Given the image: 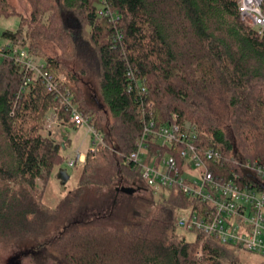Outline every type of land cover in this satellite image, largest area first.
<instances>
[{
    "label": "trees",
    "instance_id": "obj_1",
    "mask_svg": "<svg viewBox=\"0 0 264 264\" xmlns=\"http://www.w3.org/2000/svg\"><path fill=\"white\" fill-rule=\"evenodd\" d=\"M99 1L26 0L19 27L2 32L66 74L104 139L88 151L77 186L47 204L44 185L67 144L41 132L57 100L40 82L22 88L26 72L10 49L0 57V249L13 250L8 264H239L242 253L258 255L209 237L198 257L204 236L179 232L187 199L176 188L146 214L121 219L116 204L121 186L156 190L127 159L142 131L129 69L145 79L159 122L177 114L225 155H264V30L243 22L237 0H110L116 26L99 17ZM13 9L0 0V17ZM89 194L106 196L91 207Z\"/></svg>",
    "mask_w": 264,
    "mask_h": 264
},
{
    "label": "built area",
    "instance_id": "obj_2",
    "mask_svg": "<svg viewBox=\"0 0 264 264\" xmlns=\"http://www.w3.org/2000/svg\"><path fill=\"white\" fill-rule=\"evenodd\" d=\"M237 1L243 22L263 32L264 0ZM96 8L99 17L118 24L120 16L110 0H100ZM122 38L116 27L114 41ZM8 49L26 72L23 89L40 82L57 100L55 116L62 108L69 113L72 125L88 128L93 136L91 151L104 143L91 115L74 101L66 74L50 71L43 58L20 42L1 43L0 57ZM127 77L128 90L138 93L137 112L142 121L135 149L127 159L134 163L146 186L156 190L176 188L186 197L187 204L180 209L176 226L264 257V155L248 159L225 155L209 144L205 131L193 122H181L177 114L167 122H159L145 79L131 69L127 70ZM67 163L73 166L77 159H68ZM201 252L200 245L198 253Z\"/></svg>",
    "mask_w": 264,
    "mask_h": 264
},
{
    "label": "rangeland",
    "instance_id": "obj_3",
    "mask_svg": "<svg viewBox=\"0 0 264 264\" xmlns=\"http://www.w3.org/2000/svg\"><path fill=\"white\" fill-rule=\"evenodd\" d=\"M10 3L14 6L13 12L15 13H9L8 15H3L0 17V44L3 42H9V40L5 39L2 35V32L6 29L16 30L19 27L20 23V17L16 12L27 14L28 6L26 4V0H9ZM103 21V20H102ZM70 26H74L76 22L72 23L69 22ZM26 26V25H25ZM25 28V27H24ZM20 41H22L20 39ZM38 56V55H37ZM42 58L41 56H38ZM91 115L94 123H95V115L91 112H86ZM72 124L70 121V118L66 115H63L61 117L59 114L58 116H55V113L53 111V108L48 111L46 115V121L44 124L43 129L41 132L47 136H51L55 138L57 141L61 142L62 138L60 136V133L62 132V125L63 124ZM74 126V125H73ZM76 127V126H75ZM65 130L70 135V143L68 146L64 149V160L60 162L59 165H57V168H55L51 178L49 179L48 183L44 185V201L49 204L50 206H56L59 203V200L67 195V193L71 190H73L77 186L78 178L82 170V165L85 163H77L73 166H69L67 163V160L72 157L76 159L75 154L77 148L81 151H89L92 147V140L93 136L86 128H79V127H70L66 126ZM86 160V159H85ZM59 168H67L70 177L68 181L63 184L61 180L58 178V170ZM138 184V183H136ZM38 186L40 188H43L42 181H38ZM123 187H129L133 188L134 186H121V188L118 189L119 195H118V217L124 218L126 215H132L133 214H146L151 210V207H153L154 202L160 201L163 198H166L170 195V189L169 188H160L158 190H152L150 188L146 189L144 186L134 188L133 191H127ZM108 192V191H107ZM106 195H100L97 197L95 194H89V196L86 197L87 202L85 204L90 205L95 200L97 202L103 201ZM68 220V219H67ZM65 220V221H67ZM180 233L185 234L186 238L188 240H195L196 233L191 231H186L184 229L179 228L178 229ZM206 239L204 238L201 242V246L203 248L204 243ZM12 249H7L5 247H2L0 249V264H8L11 260V257L14 255L12 253ZM197 256L201 257L203 255V250L201 253H198L197 250ZM264 257L262 255H252V254H245L242 253L239 256V264H257V261H262Z\"/></svg>",
    "mask_w": 264,
    "mask_h": 264
},
{
    "label": "water",
    "instance_id": "obj_4",
    "mask_svg": "<svg viewBox=\"0 0 264 264\" xmlns=\"http://www.w3.org/2000/svg\"><path fill=\"white\" fill-rule=\"evenodd\" d=\"M61 133H62V142L61 143L63 146H65V142L68 140V136H67L65 131H62ZM57 175L63 184H65L70 177V174H69L67 168H59ZM123 188L127 191H133L134 190V188H129V187H123Z\"/></svg>",
    "mask_w": 264,
    "mask_h": 264
},
{
    "label": "crops",
    "instance_id": "obj_5",
    "mask_svg": "<svg viewBox=\"0 0 264 264\" xmlns=\"http://www.w3.org/2000/svg\"><path fill=\"white\" fill-rule=\"evenodd\" d=\"M66 126H70V127H74V128H76L75 126H73L72 124H63L62 125V131H65L66 132V134H67V136H68V140L66 141L67 142V144H66V147L68 146V144L70 143V135H69V133L65 130V127ZM83 128H86L87 129V131H88V133H89V130H88V128L87 127H85V126H82ZM79 128H81V127H79ZM62 138V137H61ZM87 153H88V151H81V150H79L78 148H77V150H76V154H75V158L77 159V161L79 162V163H83L84 161H85V159H86V156H87ZM69 159H74V158H72V157H70Z\"/></svg>",
    "mask_w": 264,
    "mask_h": 264
},
{
    "label": "bare ground",
    "instance_id": "obj_6",
    "mask_svg": "<svg viewBox=\"0 0 264 264\" xmlns=\"http://www.w3.org/2000/svg\"><path fill=\"white\" fill-rule=\"evenodd\" d=\"M63 198V197H62Z\"/></svg>",
    "mask_w": 264,
    "mask_h": 264
}]
</instances>
